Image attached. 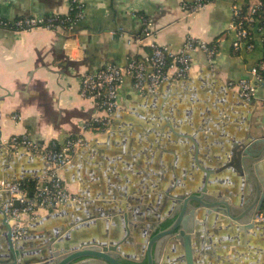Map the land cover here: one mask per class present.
Wrapping results in <instances>:
<instances>
[{
  "label": "crops",
  "instance_id": "crops-1",
  "mask_svg": "<svg viewBox=\"0 0 264 264\" xmlns=\"http://www.w3.org/2000/svg\"><path fill=\"white\" fill-rule=\"evenodd\" d=\"M68 1L0 0V20L65 14ZM193 1L84 0L83 15L71 30H14L0 25V138L27 134L47 147H59L69 136L81 133L82 125L96 113L93 100L79 93L83 72L97 71L109 63L124 66L133 56L144 59L151 52V42L164 44L173 52L182 48L188 36L218 46L211 60L202 50L192 52L186 77L162 82L155 89H136L129 77L123 78L117 92L119 106L109 129L86 131V144L57 172L77 200L55 208L38 207L31 218L21 215L20 222L26 228L23 249L28 252L23 255V264H39L42 253L34 250L44 248L48 233L68 219L86 211L125 210L131 205L130 198L140 207V181L148 176V182L156 183L162 169L165 177L172 175L173 167L179 177L185 174L193 163V142L171 134L169 128L159 142L157 126L169 122L175 131L192 135L200 163L212 167L228 137L243 136L245 129L255 134L264 130V86L256 88L250 101L242 100L237 89L229 86V82L249 78L251 67L264 56L258 22L250 26L253 48L232 49V5L237 3L245 11L263 0H211L191 15L182 3ZM142 17L148 18L152 37L139 42ZM262 18L264 21V15ZM169 70L173 72V68ZM45 172L40 155L0 146V182H29ZM5 198V190L0 189V207ZM2 216L0 211V231ZM96 219L73 230L72 241L76 243L69 240L63 246L70 248L92 236L100 239L111 219ZM259 227L250 230L245 239L226 242V247L216 242L213 249L220 257L207 254L206 262L264 264V221ZM208 232L213 242L233 234L222 224L217 231ZM120 248L121 257L140 261L134 245ZM74 264L104 263L82 258Z\"/></svg>",
  "mask_w": 264,
  "mask_h": 264
},
{
  "label": "water",
  "instance_id": "water-1",
  "mask_svg": "<svg viewBox=\"0 0 264 264\" xmlns=\"http://www.w3.org/2000/svg\"><path fill=\"white\" fill-rule=\"evenodd\" d=\"M166 128L194 144L193 163L185 174L179 177L173 167L172 175L165 177L162 169L156 183L148 182V176L140 181V207L130 198L131 205L125 210L86 211L68 219L48 233L41 246L44 248L34 250L42 253L39 264H74L82 258L98 259L104 264H210L205 260L207 254L220 257L213 249L216 242L226 247L260 228L262 221L257 216L264 205V130L255 134L245 129L243 136L228 137L212 167L200 163L194 137L175 131L169 122L156 127L159 142ZM222 183L229 186L223 188ZM5 193L3 202L8 200ZM13 205L18 207V201L14 200ZM0 211V264H23V255L28 253L23 249L26 236L14 238L1 207ZM101 216H108L111 224L100 239L92 236L70 248L63 246L65 241H72L76 233L73 230L87 227ZM218 221L233 234L213 242L208 229L217 231ZM123 244L134 245L140 261L121 257Z\"/></svg>",
  "mask_w": 264,
  "mask_h": 264
},
{
  "label": "built area",
  "instance_id": "built-area-1",
  "mask_svg": "<svg viewBox=\"0 0 264 264\" xmlns=\"http://www.w3.org/2000/svg\"><path fill=\"white\" fill-rule=\"evenodd\" d=\"M208 1L194 0L191 3H182V8L188 14H195ZM84 0H69L68 11L65 14H43L19 16L14 20H0V25L14 30H31L34 28L71 30L74 24L83 15ZM264 2L259 5L250 6L242 10L237 3L232 5V24L235 30L231 42L232 49L237 52L242 48L252 49L250 26L257 23V30L260 33L264 50ZM143 28L137 38L142 42L152 37L147 17H142ZM151 52L144 58L131 57L124 66L116 64H105L94 72H83L80 76L79 93L83 98L93 100L96 113L92 118L82 125V132L66 138L58 149L53 150L52 146L47 147L42 142L30 138L27 134L12 135L7 140H1L0 146L7 151L23 149L27 152L40 155L46 165V172L43 177L37 178L38 183L32 195L23 188L19 180L8 183L1 181L0 189L8 192V200L4 201L1 209L10 224L12 235L19 238L25 234L26 228L20 222L22 214L30 218L35 215L38 207L55 208L67 201L77 200L76 196L70 193L61 178L58 170L64 167L71 154L86 144L84 133L88 130H108L114 112L118 109V86L124 77H129L134 88L142 89L149 87L155 89L162 82L178 80L186 77L192 65L191 54L195 50H202L208 60H211L218 51L216 42H207L188 36L180 50L173 52L166 45L156 42L150 43ZM169 68H173L170 72ZM249 78H241L236 82H229V86L237 89L238 96L244 101H250L258 86H264V56L250 69ZM17 200L19 205L15 207L13 201ZM257 219L264 221V208L259 212Z\"/></svg>",
  "mask_w": 264,
  "mask_h": 264
},
{
  "label": "trees",
  "instance_id": "trees-1",
  "mask_svg": "<svg viewBox=\"0 0 264 264\" xmlns=\"http://www.w3.org/2000/svg\"><path fill=\"white\" fill-rule=\"evenodd\" d=\"M264 2V0H263ZM59 147H56V146H52V149L53 150H56L58 149ZM38 183V179H33V180H29V182H27L26 180L25 181H20V184L23 188L27 189L29 195H32L34 190H35V186L36 184ZM264 208V207H263Z\"/></svg>",
  "mask_w": 264,
  "mask_h": 264
},
{
  "label": "rangeland",
  "instance_id": "rangeland-1",
  "mask_svg": "<svg viewBox=\"0 0 264 264\" xmlns=\"http://www.w3.org/2000/svg\"><path fill=\"white\" fill-rule=\"evenodd\" d=\"M262 209H263V208H262ZM262 209H261V210H262Z\"/></svg>",
  "mask_w": 264,
  "mask_h": 264
}]
</instances>
